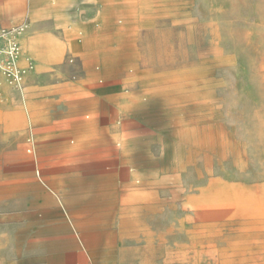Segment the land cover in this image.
I'll return each mask as SVG.
<instances>
[{
    "label": "rangeland",
    "instance_id": "obj_1",
    "mask_svg": "<svg viewBox=\"0 0 264 264\" xmlns=\"http://www.w3.org/2000/svg\"><path fill=\"white\" fill-rule=\"evenodd\" d=\"M133 1L68 96L115 90L114 144L43 153L23 99L51 65L0 80V264H264V0Z\"/></svg>",
    "mask_w": 264,
    "mask_h": 264
},
{
    "label": "crops",
    "instance_id": "obj_2",
    "mask_svg": "<svg viewBox=\"0 0 264 264\" xmlns=\"http://www.w3.org/2000/svg\"><path fill=\"white\" fill-rule=\"evenodd\" d=\"M135 6L133 0H0L1 25L28 24L21 37L20 63L26 65L34 59L41 68L51 65L43 76L30 79L28 102L23 99L24 109L33 111L30 120L36 121L33 128L37 139L55 141L43 153L67 155L116 142V133L109 127L112 119L105 126L100 122L117 107L112 87L98 86L85 98L68 96L80 85L101 79L111 48L120 43L121 33L130 26L123 10ZM69 54L77 58L76 62H61ZM84 113L92 116L84 119ZM6 116L3 125L7 129L13 125ZM117 173L114 169L91 176L116 178Z\"/></svg>",
    "mask_w": 264,
    "mask_h": 264
},
{
    "label": "built area",
    "instance_id": "obj_3",
    "mask_svg": "<svg viewBox=\"0 0 264 264\" xmlns=\"http://www.w3.org/2000/svg\"><path fill=\"white\" fill-rule=\"evenodd\" d=\"M25 24L15 27L0 24V79L13 88H20L25 76L34 69L33 59L26 65L17 63Z\"/></svg>",
    "mask_w": 264,
    "mask_h": 264
},
{
    "label": "bare ground",
    "instance_id": "obj_4",
    "mask_svg": "<svg viewBox=\"0 0 264 264\" xmlns=\"http://www.w3.org/2000/svg\"><path fill=\"white\" fill-rule=\"evenodd\" d=\"M25 25H26V26H25V30H24V32L26 31V29H27V27H28V24H27V23H26ZM24 32H23V33H24ZM21 55H22V43H21V48H20L19 57H18V59H17V63H18L19 65H22V64L20 63ZM28 61H29V60H28Z\"/></svg>",
    "mask_w": 264,
    "mask_h": 264
}]
</instances>
